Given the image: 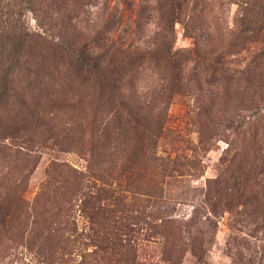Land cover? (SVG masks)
Instances as JSON below:
<instances>
[{
    "label": "rangeland",
    "instance_id": "374dc122",
    "mask_svg": "<svg viewBox=\"0 0 264 264\" xmlns=\"http://www.w3.org/2000/svg\"><path fill=\"white\" fill-rule=\"evenodd\" d=\"M107 25L114 39L200 54L182 68L152 57L125 69L123 106L78 61L109 60ZM12 28L29 37L17 53L0 37V201L46 200L41 186L53 183L78 205L92 173L97 188L150 191L126 213L152 211L175 236L164 260L155 238L138 241L140 264H264V0H0V29ZM56 42L70 43L69 58L55 56ZM217 64L232 76L218 89ZM22 175L28 191H10ZM0 264L44 262L2 232Z\"/></svg>",
    "mask_w": 264,
    "mask_h": 264
},
{
    "label": "trees",
    "instance_id": "16d2710c",
    "mask_svg": "<svg viewBox=\"0 0 264 264\" xmlns=\"http://www.w3.org/2000/svg\"><path fill=\"white\" fill-rule=\"evenodd\" d=\"M57 1L64 2V0ZM54 10L59 18L57 19L58 24L62 23V27L66 28L64 23L68 21L65 16L67 9L59 7ZM136 30V33H139V25L136 26ZM35 36L39 38L40 35ZM111 36L112 29L107 25L103 55L108 57V61L92 62L84 60L81 56L78 61L82 67L83 62H90L99 80L98 90L101 96L107 98V101H120L123 106H126L123 103L129 101L133 94L132 92L126 95L120 83L125 69L140 67L152 57L164 60L166 58L168 62H174L176 68H182L184 61H190L191 56L200 54L196 49L173 52V48L165 46L151 50L139 44L138 41L124 42L122 37L114 39ZM0 37L4 43L5 39L14 40L16 47L11 52L27 51L25 46L29 36L22 29L16 31L12 28L11 33L0 29ZM53 45L55 56L70 57V43L56 42ZM37 47L40 46L37 45ZM3 49L5 50V47ZM217 66L220 65L217 64ZM222 66L215 68L216 71L213 74L217 89L221 83L226 85L232 81V76L229 77L225 70L221 69ZM85 67L89 69L88 64ZM29 74L34 77L32 80L43 82L39 80L37 71L30 70ZM43 93L49 94L48 92ZM108 128L109 122H102L100 134L106 135ZM105 155L106 158L110 157L107 153ZM55 166L60 168L65 165ZM163 168V164L159 165V171L165 172ZM26 177L24 175L18 184L12 183L9 190L27 192L29 186L25 181ZM102 177L91 173V180L89 179L84 186L80 187L82 192L77 200L78 205L70 197L68 198L66 189L53 183L41 186V191L49 194L46 200L37 199L35 202H29L20 197L17 201H0V234L9 233L19 242L25 241L28 246H35L36 256L41 258L44 264H140L138 241H149L150 237L158 242L160 259L164 260L169 257L168 248L175 236L169 233L164 223L166 221L161 220L160 224L155 223L160 218H155L152 211L146 213L141 209L134 214L126 213L131 206L143 203L142 195L153 196L152 193L150 191L146 193L139 186L131 191V194H127L129 191L126 192L120 188L117 191L101 186L97 188L96 184L102 183ZM111 205H114V209L119 207V210L115 212ZM75 206L83 212L84 222L77 221ZM34 209L40 211L39 216L30 219L28 213L32 210L34 212ZM17 211L22 213L21 219L15 215ZM89 248L92 250L89 251Z\"/></svg>",
    "mask_w": 264,
    "mask_h": 264
}]
</instances>
